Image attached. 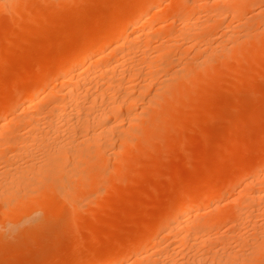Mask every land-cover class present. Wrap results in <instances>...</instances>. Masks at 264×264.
Returning a JSON list of instances; mask_svg holds the SVG:
<instances>
[{
    "label": "bare ground",
    "instance_id": "6f19581e",
    "mask_svg": "<svg viewBox=\"0 0 264 264\" xmlns=\"http://www.w3.org/2000/svg\"><path fill=\"white\" fill-rule=\"evenodd\" d=\"M48 1L58 3L59 0ZM159 1L162 3L163 0H126L122 9L120 8L121 10L117 12V17L112 20L108 19V23L104 21L106 25L104 31L102 30L103 32L97 36L94 34L93 37H96L92 43H88L89 38L85 35V40L83 39V42L80 41L79 44L74 46L69 52L66 50L67 52H62L58 57L54 55L53 59L52 56L51 58H46L44 62L41 63V67L44 68L47 65H51L52 67L49 71L42 75L38 74L39 76L35 73H32V76L30 73L29 75L33 77L32 79L27 75V79L25 81L23 79V81L27 83L30 78V82L28 85L25 84V89L18 90V86H22V82L20 85L12 87L14 89H12V91L9 90L7 96L5 94V96L3 95L4 97H0L1 237L2 235L3 237L4 235L14 237L21 234L26 229L29 230V227L35 230L34 227L37 223V227H42L39 226V224L43 222L44 219L42 220L40 215L45 207L46 209L50 208L55 213H62L63 216L66 214V218L68 219L65 221L70 225L68 227L74 229L75 226L73 227L69 220L74 223V219L82 211L83 203L86 201L83 196L80 195L81 190L96 186L95 184L99 177L97 173H99L98 170L101 168V164H99L100 161L112 159L110 156L114 159L119 156L116 158L119 160L121 153L127 149V144L129 146L131 141H135V137L131 136V138H133L131 140L129 135H131V133H139L138 131L140 130L137 131V128L139 124L144 122H141V120L145 117L143 113H141L144 109L138 110L141 112H137L136 107L140 105L138 104L139 101L143 100L142 96H144L145 100V95L149 94L146 92L149 88L152 89L153 86L151 85H153L152 83L155 79H159L160 76L164 74V77H161L158 81H160L162 85L160 88H163L162 90L166 92L170 90L175 83L178 84L177 82L180 76L184 79L186 77L187 81V79L190 80L189 77L192 75L194 80L193 74L200 72L198 74L199 77L201 72L207 73L210 67L211 69L213 68V66H211L212 62L214 63L217 60L222 62L225 61L223 58L247 54L249 49H251L252 53V48L254 46L255 49L256 46L264 42V39H259L260 36H257L259 34H251L252 32L255 33V31L250 32L253 30L251 28L252 24L248 22V25L246 21L245 26L247 28L245 27L244 33L242 32L243 36L246 35V29L248 31L250 30V33L248 32L246 37L242 38L241 41L237 38L239 30L235 31L234 29L237 28H234V25L230 26L229 24L230 28L227 27V32L234 28L232 31L230 30L231 32L229 31L230 34L224 31V35L227 33L226 35H232L230 37H234L228 38L229 36H225L229 41L232 39V42L228 41V43H233V41H239V43L236 42L227 46L228 44H225L226 39H223L221 43L218 41L219 38L217 41L219 44L221 43V46H219L220 49L217 47L218 45L215 46L217 42H215V44H213L214 41L213 43L210 41L212 44L208 42L211 44L210 46L208 45V50H212H210L211 53L215 48L220 51L222 50V53L219 52L222 56L219 55L217 57L219 54L217 49H215L217 54L215 51L212 53V57H214L215 54L216 60H213L210 54H208L209 51L207 50L208 46H205L206 44L203 43L205 47L200 45V43L202 44L203 40L207 38V35L211 34H207V32L212 25L216 24L215 22L227 21L226 23L231 22L232 24L234 19H241L244 12L249 8L252 9L254 6H263L261 12L259 11L258 13L259 17L256 16L257 19L255 18L258 21L257 23H259V21L263 22L264 0H205L206 3L202 0H172L170 7L168 6L166 9H158ZM201 1L202 3H200ZM29 2L31 3L32 1L0 0V12H10L12 14L25 16L31 10V8H25V5L27 6L26 3L29 4ZM207 2L210 4V7L208 4L206 8L202 4H207ZM44 3H46V1ZM200 9L203 10L201 13L202 15L205 12L204 15H207L206 18L204 17L199 20L201 16L199 14L197 18H199L200 24L197 20L196 22L194 21L196 24L191 23L193 22L190 21L191 15L195 14L196 16L197 11L195 12V10H198V13H200ZM109 13H113L114 17V10L109 11ZM202 19L205 21L203 22ZM176 24L179 26L178 29L177 27L175 28ZM195 27L197 28L194 29ZM241 27L239 26L238 28ZM262 28L263 30H258L263 32L261 38H264V26L261 27V29ZM234 31L237 33L236 35ZM212 35H210V39L208 38L206 40H211ZM162 36L166 39L164 41L161 40L162 43L159 47L154 44L155 48L156 46L158 47L156 50L153 48V50H155L153 54H155L148 55L146 48L152 46L154 41L156 42L155 39L158 40V38L160 39ZM90 38L92 39V35H90ZM112 41H115V44L109 48L101 46L102 44L108 45L112 43ZM225 45L226 47H224ZM201 47H203V49ZM222 47H224V49L226 48L225 51ZM190 50H194L195 52V56L193 54L194 52L191 53L192 56H194L192 60L190 59L191 62L188 61L190 66L185 64L186 66L182 65L181 69H176L174 66V69L172 66L174 64L176 65L175 62L178 61L179 57L185 55L187 52L189 53ZM204 51L207 53H204ZM139 52L142 56H139ZM176 54L178 59L175 57ZM189 56L188 54L186 57ZM174 58L176 59L175 62ZM182 59L185 60L183 57ZM178 62L180 63L181 61ZM197 81L198 80H196V83ZM15 88H17V91ZM13 90H15V92ZM153 90L157 91V87ZM151 92L152 91H150V93ZM150 95L152 96V94ZM172 95L174 96L173 93ZM152 97L154 98L155 96ZM148 98L151 97L149 96ZM163 98L164 97H162V99ZM157 99L161 100V97L159 96ZM150 102L151 99L148 100L149 104ZM154 102L155 101L152 100L151 105H154ZM158 106L157 104V107ZM17 109H21L22 112L17 113ZM149 110L152 111V109ZM9 111L16 112L13 116H10ZM176 113L178 114V112ZM262 156V159L258 157L261 160L257 159L259 161L256 160L254 166L245 165L248 167L241 168L239 171L237 170L238 176L248 177V174L252 173L253 175V172H256L259 178L255 176L257 179L253 178L252 180L250 176L251 180L249 182L246 181L247 184L245 183V185H247L245 186L246 190L241 192L242 194L239 192L240 194L238 193V197L231 198L230 202L227 201L229 204L227 202V204L224 203L222 199V195L227 192L226 189L229 186L227 184H220L221 186H219L217 191L212 193V195H204L201 193L203 191L198 192L195 187H184L178 191L173 197V199H175L172 203L169 204L168 208H165L166 210L164 209L165 211L163 210L164 212L162 211L163 213L153 223V234H141V231L140 236L138 235V237L133 240H127L126 244L123 243L124 245L114 252L109 250L111 253H104L105 255L101 256H98V253L96 254L97 256L89 254L90 256L88 255L86 258H83V260L78 259L79 262L75 260V263L72 262V264H254L256 260L260 261L261 258L263 260L264 226L262 224L264 222H259L263 227L261 228L262 231H255L251 226L255 224L259 217L264 218L260 215V211H262L264 207H262V204H264V155ZM245 180H247V178ZM196 184L194 186H196ZM82 198L85 200L84 202L81 201ZM211 198H221V200H217V204H214L213 201H207ZM228 205H230V208L232 206L234 211L232 208L227 209L226 206ZM260 206L262 208H259ZM204 209L209 210V216L205 214ZM259 209H261L259 214H256V216H259L256 217V219H254V217V221L252 215H255L254 211H258ZM228 210H232V212L238 215L239 219L234 220H237L240 225L247 222V219H250L251 216L253 223L247 222L252 229L251 233L247 234L245 232V234L239 224H236L237 227L241 229L240 235L242 234V237L244 234V237L252 236L256 234L254 232L258 234L259 240L256 242L253 236L249 238L254 239L252 240L253 246L250 244L252 248L248 245L249 252L242 250L241 247H238V250L241 249V252L244 254L241 252L239 254L234 250L233 247L236 246L235 248L237 249V245L241 243V239L237 244H232V251L235 252L230 250L232 245H223L225 250L227 248V251H229L228 253H226L227 251L224 252V250H222L223 252L218 250V248L222 246L220 243L222 241L224 242V238L226 239L227 237H224L222 241L220 240V247L218 244L216 247V245L211 242L213 238L217 239V241L221 239V236L218 239V236L216 238L213 233V236H211L212 234L210 233L214 231L216 234L215 228H218L216 225L220 226L221 223L230 220L229 216H232L234 213L231 215V212ZM262 213L264 214V212ZM39 219H41V221ZM262 220L264 221V219ZM257 222L256 224L258 226L255 224L257 227L256 229H260L261 226ZM244 225L246 226L247 224L245 223ZM65 226L67 227V225ZM151 228L153 229V226L150 227V231ZM146 230L147 231L143 229L144 232H149L148 229ZM239 230L238 228L237 230L235 229L236 235L233 234V236H237L236 231ZM243 230L245 231V229ZM247 230H250V228H246V231ZM257 234L255 238H257ZM240 235L238 236L240 237ZM237 237L234 239L238 241ZM234 239L232 240L233 242L231 241L232 243L235 242ZM243 239L244 242H250V240L247 241L248 238H246V240L245 238ZM148 241L152 243L146 245ZM206 241L211 242V245L217 249L214 248V250L210 249L211 251H206V247L208 246L203 245L207 243ZM243 241L242 244L245 245ZM176 243H184L183 245H185V247L189 244L190 246L188 245L189 247H187H191L190 249L193 251L187 249V247L186 251L185 249L183 251L180 248L181 245L178 246L177 244L175 246ZM160 244L161 246L158 247ZM226 245L230 247H226ZM243 245L242 248H245ZM201 246L205 248L203 255L200 253L202 252L200 250L202 249ZM178 247L184 253L188 250L192 252H190L189 255L187 254L188 252L185 253L186 256H188H184L186 259L183 260V258L181 260L179 258L183 256L180 257L183 252H181ZM179 252H181L180 255ZM220 253H222V255ZM223 253L226 254L224 255Z\"/></svg>",
    "mask_w": 264,
    "mask_h": 264
},
{
    "label": "rangeland",
    "instance_id": "374dc122",
    "mask_svg": "<svg viewBox=\"0 0 264 264\" xmlns=\"http://www.w3.org/2000/svg\"><path fill=\"white\" fill-rule=\"evenodd\" d=\"M30 1L32 2H29V4L26 3L27 6L25 5V8H31L32 11L30 10L25 16L12 14L10 12H0V97H4L5 94L7 96V94H9L8 91H12V89H14L12 87L18 86L22 82L23 84L22 86H18V90L25 89V84L28 85L30 78H33L32 73L42 75L51 69V65H47L44 68L41 67V63L44 62L46 58H51L52 56L53 59L54 55L55 57H58L66 50L69 52V50L78 45L80 41L83 42L85 40V35H87V38H89L88 43H92L94 38L104 31L106 27L104 21L108 23L107 21L117 17V12L122 9L123 4L126 2V0H59L58 3H52L48 0ZM43 1H46V3ZM202 1L206 3L205 0ZM202 1L200 3H202ZM159 2L158 9H166L168 6L170 7L172 0H163L162 3L161 1ZM205 3L202 5L207 8L208 6L206 5L209 3ZM254 7L252 9H247L242 15L243 17L241 19H234L232 24L231 22L226 23L227 21H223L224 24L223 22H215L216 24L212 25V27L207 32V34H211H208L206 39H210V35L213 34L211 36V40L207 41L205 39L206 41L203 40L202 44L200 43V45L202 46L204 43L206 44L205 46H210L214 41L213 44L217 42L215 46L218 45L217 47H219L221 46V41L226 39V37L229 36L228 38H234L230 37L232 35H226L231 30L228 29L229 31L227 32V27H229V24L230 26L234 25V28H237L234 29L231 27L235 31H240V33L238 31L237 38L239 41H241V39L245 38L250 31L246 29V35L243 36V31L246 27V21L247 24L248 22L249 24H252V27H250L253 30L250 32L255 31V33L252 32L251 34H259L257 35L260 36L259 39H264L263 37L261 38L263 32L258 30H263L261 27L264 26L262 25L264 24V21H259V23H261L259 24L256 20V16L259 17L258 13L259 11L261 12V8L263 6L260 7L258 5L255 7V9ZM112 9L114 10V17L113 13H109V11H113ZM200 10V13H198V10H195V12L197 11L196 16L195 14H192L193 16L191 15L190 21H193L191 23H194V21L196 22V20L199 23L201 18H206L207 15H204L205 12L202 15L201 13L203 10ZM199 14L203 16H200V19L197 18ZM202 21L204 22L205 20L202 19ZM239 26L244 27H241V29L238 28ZM176 27L177 29L179 28L177 24L175 25V28ZM196 28L197 27L194 29ZM224 31L227 32L225 35ZM89 34L92 35V39L90 38ZM94 34H96L95 37H93ZM234 34L236 35L237 33L235 32ZM163 37L164 36L160 37V39L158 38V40L155 39L156 42L153 40V45L146 48L149 50H146L148 55L153 54L159 45H161V40L164 41L166 39ZM217 40L221 43L219 44ZM231 40L229 41V39H226L225 44H228L227 46H229V44L232 45L233 43L237 42L233 41V43H228V41L232 42ZM210 41H212V43ZM239 41L237 43H239ZM114 42L115 41H112V43L108 45L102 44L101 46L109 48L115 44ZM240 43L243 44L242 42ZM263 43L256 46L255 49L254 46L252 48V53L251 49H249L250 52L247 51V54L245 53L241 56L239 55L240 57L237 55L230 56L229 58H223L225 61L220 59L222 62L219 60L215 61L214 63L212 62L211 66H213V68L211 69L210 67L209 70H211H207L209 73L201 72L200 76L198 77L200 72H197L193 74L194 80L192 75L189 77L190 80L187 79V81L186 77L184 79L182 76H180L179 81L177 82L178 84L175 83L172 88L166 92L162 90L163 88H160L162 85L160 81H158L161 77H164V74L161 75L159 79H155L152 83L153 85H151L155 88H149L146 92L149 94L145 95L146 101L144 100V96H142L143 100L139 101L138 104L140 105H137L136 107L137 112H141L138 111L141 109L145 110H142L141 112L145 117L142 116L143 120H141V122H144H142L143 124H139L137 128V131L140 130L138 131L139 133H131V135H129L130 138L131 136L135 137V141H131L133 139L131 138V144H129V146L127 144V149L121 153L123 158L120 155L118 160L116 158L119 156L115 157V159L110 156L112 159L108 158L110 160L106 161L105 159L104 161H100L99 164H101V168L98 170L99 173H97V176H99L97 181L98 184L96 182V186L90 189L85 188L81 190L80 195H82L86 200L85 201L83 198L81 199V201H85L83 203V209L74 219V223L69 220V222L73 227L75 226V228L72 229L71 227L70 229L68 227L70 225L65 221L68 219L66 218V214L63 216L62 213H55L50 208L46 209L45 207L41 211L42 214L40 215L41 219H44L43 222H39V226L42 227H37V223L34 227L35 230L30 229L31 227H29V230H24L21 234H18L19 236H0V264H72V262L75 260L76 262H79L78 259L83 260V258H86L89 254L96 255L98 253V256H101L111 253L109 250L114 252L116 249H119L122 245H124L123 243L126 244V241L129 239L133 240L134 238L138 237V235L140 236L144 233L153 234V223L166 210L165 208H168L169 204L172 203V201L175 199H173V197L178 193V191L184 187H195L197 189L196 191H203L201 193L204 195H212V193L217 191L219 186L222 184H227L229 185L226 189L227 192L225 191V195H222L223 202H230L231 198L238 197L237 195L239 192L241 193L246 190L245 186L247 185H245V183L247 184L246 181L249 182L251 180L250 176L252 180L253 178L257 179L259 177L256 172H253V175L252 173L248 174V177L238 176L237 172L239 169L241 170V168L248 167L245 165L254 166L255 161L259 158L262 159V155H264ZM154 44L158 45V47L156 46L155 48ZM226 45L224 47H226ZM209 46L207 47V50ZM224 47L222 48L224 49ZM153 48L155 50H153ZM201 48L203 49V47ZM210 50L211 49L208 50V54H210L212 57V53L214 51L211 53ZM192 52H194V50H190L189 53L187 52L185 55L180 56L181 58L179 57V59L177 58L178 56L176 54L175 57L178 59V61H181V65L174 58L176 65L174 64L172 67L174 68L175 66L176 69H181L182 65L186 66L188 64V66H190L188 61H190V59L192 60V57L194 58L195 56V52L193 53L194 56H192ZM217 52L222 53V50H218ZM204 53L207 52L204 51ZM220 53L217 55V57L219 55L222 56ZM140 54L139 56H142V54ZM188 54L191 58L186 57ZM182 57L185 60H183ZM212 59L216 60L215 54ZM30 73L32 76L29 75ZM27 75L30 76V78L28 79L27 83H24V81L27 79ZM196 80H198L197 83ZM156 87L157 91L153 90L156 89ZM15 90L17 91V88H15ZM15 90L13 91L15 92ZM150 91L152 92L150 93ZM150 94L155 97L153 98ZM149 96L151 98H148ZM159 96L161 97L162 101L159 100L160 98L157 99ZM162 97L164 98L162 99ZM149 99H151V102L152 100L155 101L154 103L156 105L154 103V105H151V102L149 104ZM157 104L160 107H157ZM21 109H17V113L22 112ZM149 109H152V111ZM16 111H9V115L13 116ZM176 112H178V114ZM255 176H257V178ZM246 178L247 180H245ZM195 184L196 186H194ZM219 199L221 200V198H211L207 201H213L215 204ZM229 202L227 203L229 204ZM228 206H226L227 209L232 208L233 210L232 206L231 208L230 205ZM263 206L264 204H262V207ZM262 207L260 206L259 208ZM263 209L264 207L262 208V211H260L261 209L258 211L255 210V215H252V219L254 217V219H256V217L259 216H256V214H259V211L261 213L260 215L264 217V214L262 213L264 212ZM232 210H228L231 212V215L234 213ZM205 214L209 216V210H205ZM45 215L48 217L46 218ZM233 215L229 216L230 220H228V222L221 223L220 226L216 225L218 227L217 229L215 228L216 234L214 231H211L210 234L213 233L214 237L217 238L218 236L219 239L221 236V239L217 241V239L211 237L213 236L212 234L210 237L214 240L212 239L211 242L216 245V247L217 244L219 247L220 245L223 246L224 244L231 246L232 244H237V242H239L241 239V243H239L240 246L237 245L236 249V246L233 247L232 245L230 250L232 251L233 247L234 250L239 254L241 249L249 252L250 250H248V247L250 244H253L252 240L256 239L254 240L255 242L259 240L258 234L257 232H254L257 234V238H255L256 234L253 233L255 235H252L254 239H249L252 236L244 237V235L246 233H251L252 229L255 231H262L261 228L263 227L260 224L264 222L262 220L264 218L259 217L257 219L258 222L256 221L261 226H259L261 229L260 230L256 229V222V225H251L250 223V225L253 227L252 229L248 225L249 223L247 222H252L254 220L251 219V216V220L247 219V222H245L247 224L246 227L244 225L245 223L240 225L237 220H234L239 219L236 213ZM41 219L39 220L41 221ZM260 221L261 223H259ZM236 224H239L244 233L246 232L243 237L242 234L240 235L241 229L237 227ZM65 225H67V227ZM151 225L153 226V229L151 228L150 231V227H152ZM262 225L264 226V223ZM244 227H249L250 230L246 231V228ZM237 228L238 230L240 229L239 231H236L237 236L240 235L242 238L235 236V229L237 230ZM143 229L145 231L148 229L149 232H144ZM243 229H245V231ZM233 234L235 235L233 236ZM210 237L208 238L211 239ZM224 237H227L226 239H228L229 242ZM236 237L238 238V241L235 240ZM223 238L225 243L222 241ZM243 238H245V240L248 238L247 241L250 240V242H252H244ZM233 239L235 240L234 243H232ZM242 241L245 243V245L242 244ZM211 242L203 244L209 247V249L206 247L208 249H206V251H209L210 249L214 250V248H216L211 245ZM219 242L222 244L220 243L219 245ZM149 243L152 242L148 241V243L146 242V245ZM177 244L178 243H176L175 246ZM183 244H178V246L181 245L180 248L183 251L184 249L186 251V247L189 244H187L186 247ZM228 245H226V247ZM242 245L245 246V248H242ZM160 246L161 244L158 247ZM222 246L220 247L221 249L218 248V250H221V252H223L222 250H224V252L227 251V248L225 250V247ZM188 247L187 249L191 248ZM201 247L202 249L200 250L202 252H199L203 255L205 248L204 246ZM238 247H241V249L238 250ZM180 248L178 247V249ZM190 250L187 251L188 253H185L189 255L190 252L193 251ZM181 252H179V255ZM228 252L229 251L226 253ZM185 253H181L180 257L182 255L183 256L179 259L182 260L184 258L183 260H185L188 256H186ZM226 253L223 254L225 255ZM220 254L222 255V253ZM261 260L262 258L260 261L256 260L254 264H263L264 262L262 261H264V258L262 261Z\"/></svg>",
    "mask_w": 264,
    "mask_h": 264
}]
</instances>
